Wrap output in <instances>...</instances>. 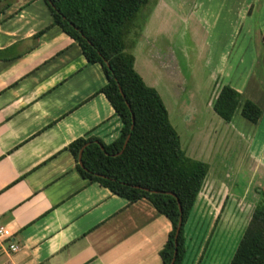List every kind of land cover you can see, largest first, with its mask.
Returning a JSON list of instances; mask_svg holds the SVG:
<instances>
[{
	"label": "crops",
	"instance_id": "obj_1",
	"mask_svg": "<svg viewBox=\"0 0 264 264\" xmlns=\"http://www.w3.org/2000/svg\"><path fill=\"white\" fill-rule=\"evenodd\" d=\"M6 1L0 0V224L13 231L5 242L15 240L20 247L1 251L0 264H159L170 220L146 197L129 202L83 177L67 148L78 136L94 135L109 143L120 133L122 121L100 91L106 82L100 63L89 62L78 42L51 23L44 0H8L2 7ZM217 1V8L206 1V17L219 16L223 28L213 33L218 37L213 44L206 37L208 80L201 102L213 108V89L217 85V93L223 83L240 92L232 118L223 122L219 144L239 135L249 162L264 166V133L262 139L257 134L264 127V0ZM226 30L236 35L237 47L215 70L209 63L216 61L212 57L223 46ZM142 44L140 68L135 55L134 67L160 93L175 129L172 115L189 123L203 117L193 81L199 66L190 65L184 74L168 44L152 49L146 41ZM245 61L248 67L240 65ZM159 85L176 93L173 111ZM245 98L261 107L256 122L246 123L240 113ZM196 132L185 131L183 138L178 133L181 147L191 142L196 154L183 148L185 153L209 162L206 174L213 173L214 161L227 164L216 155L229 150L221 144L212 148L208 160L200 158ZM187 258L186 245L182 264Z\"/></svg>",
	"mask_w": 264,
	"mask_h": 264
},
{
	"label": "trees",
	"instance_id": "obj_2",
	"mask_svg": "<svg viewBox=\"0 0 264 264\" xmlns=\"http://www.w3.org/2000/svg\"><path fill=\"white\" fill-rule=\"evenodd\" d=\"M44 1L52 15L51 23L78 42L89 62L100 63L106 76L100 91L122 121L119 135L109 143L94 135L78 136L68 143L78 172L129 202L148 198L171 223L158 251L159 264H169L172 259L171 264H182L186 255L185 223L204 183L208 162L185 153L160 93L145 82L134 67V53L127 50L124 36L150 0ZM6 4L8 0L2 7ZM141 26L142 21L136 24L129 47L136 43ZM240 96L235 87L223 83L212 107L229 121ZM240 113L256 122L261 107L245 98ZM257 189L259 198L228 264H264V185ZM179 216L181 225L175 242Z\"/></svg>",
	"mask_w": 264,
	"mask_h": 264
},
{
	"label": "rangeland",
	"instance_id": "obj_3",
	"mask_svg": "<svg viewBox=\"0 0 264 264\" xmlns=\"http://www.w3.org/2000/svg\"><path fill=\"white\" fill-rule=\"evenodd\" d=\"M206 1L208 0H150L138 12L134 24H130L124 40L127 50L132 51L136 57L137 68H140L142 49L145 48L142 44L144 41L147 42L150 49L158 44H168V46L172 47L184 74L187 72L185 69L189 68L190 65L197 64L199 66L197 77L193 81L197 85L196 88H198V95L200 96L198 106L203 110V117L198 115L190 123L187 120L176 121L173 115L171 119L182 138L185 131L189 133L197 131L195 136L198 138L196 144L199 145L198 148L202 153H198V155L200 158L206 157V160H208L212 154V148L219 144V136L225 120H221V117L214 109L206 104L207 94L206 106L201 102V97L205 93L204 83L205 81L207 83L208 80V76L206 77V73L208 74L206 66V37L209 36L208 41L213 44L214 38H218L213 36V33L218 28L220 30L223 28L219 16L215 17L211 14L206 17ZM211 1L213 4L215 2L214 6L217 8L218 1ZM228 2L230 3V0ZM141 21L142 26L139 29L136 43L134 46L129 47L134 37L136 24L141 23ZM208 32L209 35L206 36ZM225 32L227 36H221L224 41L223 46H217L220 50L217 54L215 52L213 57L211 56L216 61L209 63L215 70H218V67L222 65L220 60L223 57H229L230 59V56H234L230 52L232 51L233 53L237 47V40L233 43L236 35H231L232 30H226ZM202 45H204V48ZM240 65L248 67L246 61ZM184 80L186 78H180L179 82L183 83ZM187 81L189 83V79ZM216 87L217 85L211 95V104L216 95ZM159 88L164 94L163 97L167 101L170 110L173 111V103L177 98L176 93H169L161 85H159ZM209 92H211V89ZM239 115L240 113L238 112L235 118ZM244 120L246 123L249 121L245 118ZM263 133L264 127L261 126L257 131L261 139ZM238 136L235 141L228 137L224 143H220L222 148L228 147L229 150L225 148L220 154L216 153V155L225 159L228 165H224L222 160L219 163L216 161L210 163V172L213 170V173L206 174V180L204 179L205 182L185 223L184 230L188 251L186 264H228L253 207L259 198L257 188L264 185V166L257 163L256 166L249 162L248 155H245L246 150H244L247 144L244 140L239 139ZM190 143L185 146L184 141L183 148L191 154H196L192 153L193 150L190 149V146L193 143ZM232 143H234V147H232Z\"/></svg>",
	"mask_w": 264,
	"mask_h": 264
},
{
	"label": "built area",
	"instance_id": "obj_4",
	"mask_svg": "<svg viewBox=\"0 0 264 264\" xmlns=\"http://www.w3.org/2000/svg\"><path fill=\"white\" fill-rule=\"evenodd\" d=\"M12 233L13 231L6 224H0V252L8 253L19 249L20 245L15 240L5 242V238L11 236Z\"/></svg>",
	"mask_w": 264,
	"mask_h": 264
},
{
	"label": "water",
	"instance_id": "obj_5",
	"mask_svg": "<svg viewBox=\"0 0 264 264\" xmlns=\"http://www.w3.org/2000/svg\"><path fill=\"white\" fill-rule=\"evenodd\" d=\"M128 138H129V134L126 136V138H125V140H124L123 147L125 146V144H126ZM82 149H83V147L80 149V153H79V162H80L81 164H82V162H81L80 156H81ZM122 149H123V148H122ZM122 149H121V150H122ZM179 209L181 210V206H180V204H179ZM180 225H181V216H179L178 225H177L176 230H175V242H176L177 234H178V232H179V227H180ZM172 262H173V259H172V261H171L169 264H171Z\"/></svg>",
	"mask_w": 264,
	"mask_h": 264
}]
</instances>
